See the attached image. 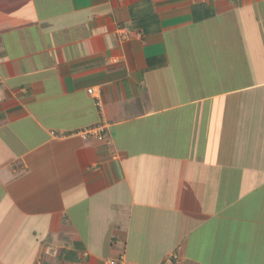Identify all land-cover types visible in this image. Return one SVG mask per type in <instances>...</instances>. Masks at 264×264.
I'll return each instance as SVG.
<instances>
[{
	"label": "crops",
	"instance_id": "1",
	"mask_svg": "<svg viewBox=\"0 0 264 264\" xmlns=\"http://www.w3.org/2000/svg\"><path fill=\"white\" fill-rule=\"evenodd\" d=\"M0 79V264H264V0H0Z\"/></svg>",
	"mask_w": 264,
	"mask_h": 264
},
{
	"label": "built area",
	"instance_id": "2",
	"mask_svg": "<svg viewBox=\"0 0 264 264\" xmlns=\"http://www.w3.org/2000/svg\"><path fill=\"white\" fill-rule=\"evenodd\" d=\"M0 86H1V79H0ZM89 93L96 96L99 99L100 93L97 90V88L92 87L89 89ZM105 128V125H97L93 127L86 128L85 130H82L83 136L87 137L89 135H94L98 139H103V136L101 134L102 130ZM107 264H129L124 261L123 257L118 259H109ZM161 264H185V258L180 255L178 252H174L170 255H168Z\"/></svg>",
	"mask_w": 264,
	"mask_h": 264
},
{
	"label": "trees",
	"instance_id": "3",
	"mask_svg": "<svg viewBox=\"0 0 264 264\" xmlns=\"http://www.w3.org/2000/svg\"><path fill=\"white\" fill-rule=\"evenodd\" d=\"M185 264H198V263H195V262H192V261H188V260H186V261H185Z\"/></svg>",
	"mask_w": 264,
	"mask_h": 264
}]
</instances>
